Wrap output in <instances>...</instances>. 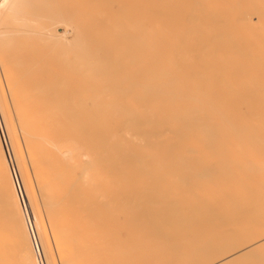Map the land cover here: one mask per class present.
I'll list each match as a JSON object with an SVG mask.
<instances>
[{
	"label": "bare ground",
	"instance_id": "6f19581e",
	"mask_svg": "<svg viewBox=\"0 0 264 264\" xmlns=\"http://www.w3.org/2000/svg\"><path fill=\"white\" fill-rule=\"evenodd\" d=\"M33 4L40 56L0 19V233L37 255L0 264H48L35 182L52 234L107 213L130 238L109 264H264V0Z\"/></svg>",
	"mask_w": 264,
	"mask_h": 264
},
{
	"label": "rangeland",
	"instance_id": "374dc122",
	"mask_svg": "<svg viewBox=\"0 0 264 264\" xmlns=\"http://www.w3.org/2000/svg\"><path fill=\"white\" fill-rule=\"evenodd\" d=\"M0 1H1V4H0L1 7L0 8L3 9L2 4H3V2L5 0L4 1L0 0ZM6 1H8V2H5V4H7L8 7H11L10 5H13L14 8H12V9L10 8L11 10H14L16 5L19 7V3L14 6V4L17 3V2L14 3V0H11V1H13V4H11L12 2L10 1L11 2L10 5H9V0H6ZM18 1L20 2V0H18ZM29 1H32V0H29ZM29 3H31V2H29ZM33 3H34V0H33L32 4ZM5 4H3V6H5ZM32 4H28V6L29 5H31V6L34 5V8H35V6H37L36 4H33V5ZM43 5L45 6V4H43ZM31 6H30V8H26L25 7L24 9L22 7H20L23 10L27 9V12H28V9H29V11L31 10V12L33 11L31 16H30V14H27V18L30 19V20H26V17H25L24 14H26L27 12L22 10L23 12H25V13H22L21 9L18 12L19 18L18 17H14L15 21H16V24H17L18 21L20 23L23 22L24 24L28 23L29 26L28 25L26 26V24H25V27H24L27 30L26 32H24L25 34L22 33L23 32L22 29L25 30L24 28H22V26H24V24L21 25L22 29L19 26L20 24L19 25L14 24L15 27L18 26L17 29L16 28H12L11 26H8V25H12L10 21H14V18H10L12 15L10 13H8V11L9 12H12V11H10L9 8H7V7L6 8H7L8 11L4 10L5 7H4L3 10L0 9L1 10L0 13L2 14V17L0 16V19L1 18L4 19L6 17V16L5 17L3 16V11H5V14H6V11H7L6 15H8V18H7L8 20L6 18L5 19L8 21V25H6V26H8V28H10V27L12 28V29H8V30L6 29V33H4V34L6 35L8 33H11L10 31L14 32V33H11V35L13 34L12 36L14 37L15 34H16L17 36H15V39L18 37L17 40L19 42L18 44H17V42L15 43L14 41H17V40H15L11 35H7L8 39H9V36L12 37V38H11V40L8 41L4 37L5 40H7L6 42L9 43V45H10V46L7 45V47H5V48L10 47L9 48V50H10L11 47H12V49L14 50L15 47H17L22 53H24V52L26 53L27 51L30 50L29 52L26 53L27 55L30 54L31 56L32 55L40 56L41 52H43L47 48V45L45 44V40H44V36L46 35L45 33H46V29L47 28L44 29L45 27H43V25H44V23L46 25V22L48 23L47 19L49 20V17L43 18L41 16L43 14V12L40 13L36 9L32 10ZM18 7H16V8H18ZM45 8H46V6H45ZM45 8L43 7L42 10H40V11H43V9L45 10ZM17 10H15L16 12H12V14L16 15ZM34 11L36 12L35 13L36 15L40 14V15H38V18L35 16L36 19L40 20L39 19V16H40L42 19H46L45 20L46 22H43L42 20L35 22L36 21L35 17L32 16V15H35ZM20 12L22 13V16L24 15L23 17L20 16ZM31 12H28V13H31ZM45 12H44L45 14H43V16H46V14L48 13L47 11H45ZM21 18H22L23 21L22 20H16V19H21ZM33 18H34V20H33ZM0 21H2V20H0ZM41 21H42L43 24L41 23ZM38 22H40L39 23L40 25L37 24ZM5 23H7V22L5 21L3 24H5ZM12 23H14V22H12ZM49 23H50V21H49ZM35 24L40 26V27L37 28V29L34 28L33 26L36 27ZM41 24H42V26H41ZM30 25H32V26L30 27ZM28 27L32 28V29H30V30H32V32H31L32 36H30L31 34L28 31L29 30ZM58 27H60V26H58ZM18 28L21 29L22 32H20ZM13 29H16L17 31L13 30ZM39 29H40V31L43 29L42 31L45 32V33L43 32L44 36H39V35L42 34L41 33L42 31L40 32ZM34 31H38V32L33 34ZM26 33L27 34L29 33V34L27 35ZM37 34H39L38 35V37H39L38 39H40V38L42 39L43 38V40H44V41H42L40 39L42 41L41 44L43 45V47L44 46L46 47L44 50L42 49V45L37 40V36H36ZM34 35H35V37H34ZM4 38H3V40H4ZM19 38H20V40H19ZM34 38H35L36 42L33 41ZM20 41H22L23 43L20 42ZM26 42H28L26 44L28 50H26V47H24L25 46L24 44ZM19 44H22V45H19ZM28 44L29 45L31 44V46H29L30 49L28 47ZM35 44H36V46H35ZM39 46H41V47H39ZM17 48H16L15 51H18ZM23 49H25V50L23 51ZM0 50L2 51V49H0ZM21 52H19V54L21 55V57H23L25 53L22 56ZM47 52L50 53L49 51H47ZM36 53H38V55ZM44 54H45V52H44ZM9 57H11V55ZM27 57H30V56H27ZM45 77H47V76L45 75ZM48 78H49V76H48ZM48 78H45V79L49 80ZM15 126H16V130H17V132H16L17 138H18V141L20 142V145L22 147L23 146V143H22L23 141H21V137H20V134L18 132L17 125H15ZM2 137H3V133H2ZM5 146H6L5 147L6 148L5 149L6 150V155L8 156L7 158H9L10 155H11V153H10L11 151H10V149L9 150L7 149L6 142H5ZM22 148L24 150V146ZM73 152H75V151H73ZM75 153H77V155L80 153V155H78L79 159H77L78 157H75V156H77ZM75 153L72 154V159L74 158L73 161L76 160V162H77V160H79V161L81 160L80 162L82 163L83 162L82 159L83 160L85 159L84 156L82 158V155H83L82 151H80V149H78V151L75 152ZM80 157L82 159H80ZM9 160L12 162L11 157L9 158ZM11 162H10V164L12 165ZM8 171H9V174H10V177H11V170H8ZM12 171H13V166H12ZM32 177H31V179H33V182H34V177L33 178ZM35 181H36V179H35ZM33 182H32V184H33ZM13 183H14V181H13ZM35 184H36V182L34 183V185H32V187H34V188H31V189L33 190V193L35 194V198H37V201H38L39 217L41 218L42 229H43V231L40 234V236H41V238H40L41 241L40 242L42 244L41 251H43V249L46 250V251L48 250V253H47V255H48L47 263L48 264H109L110 263L109 258L111 257V260H113V256H119L121 254V252L123 251V246H125V245H127L128 243L131 242V241H129V239H130L129 238L128 242L125 243V241H127V238L124 241V239H123L124 233H122L120 231L118 233L114 232V230L112 228V224L113 223L112 224L110 223V216L107 215V213H105V214L102 213L101 215L92 214V215H88L89 217L86 216V218H80V217H75V216L74 217H67V219L63 220L64 222H68L69 223L67 225V227H70V228H68L67 232H60V233H57V234H55V233L52 234L51 233L52 231L50 230V227H51V229H55V227L50 225V222H51L50 220L51 219L49 220L48 219V215H45V210H44L43 204L39 200V197H41V196L38 193L39 191H36V189H38V188H36V186H38V184H40V183H38L36 186H35ZM38 190H40V188ZM36 192L38 193V195H37ZM99 220H102L100 224H102V222H103L102 227L101 228L94 227V222H98ZM89 222H91L93 224V226H91V227L87 226V223H89ZM17 232L18 231H10V232L7 231L6 233H3V234L0 233V244L1 245H2V241H6L8 243L11 238L16 239L17 243H18L19 240H24V243L21 244L20 246L16 247L15 251L13 249L6 250V252L1 251L0 259H10L13 254L17 257L18 260H22L23 257H25V256L29 257V261H30L31 257H33L35 259L36 256L34 254L37 253V248L35 247V241H32V240L35 239L33 237H36L37 240H38V237L37 236L31 237V236L26 235L25 233H22V232H18L17 233ZM125 236L126 235H124V237ZM27 237L29 238L28 242H26ZM11 251H13V252H11ZM16 253H18V254H16Z\"/></svg>",
	"mask_w": 264,
	"mask_h": 264
}]
</instances>
